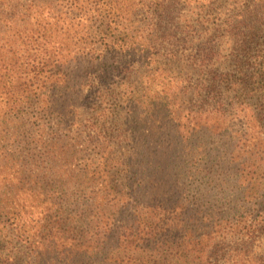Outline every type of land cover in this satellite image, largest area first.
Wrapping results in <instances>:
<instances>
[{
	"label": "trees",
	"instance_id": "1",
	"mask_svg": "<svg viewBox=\"0 0 264 264\" xmlns=\"http://www.w3.org/2000/svg\"><path fill=\"white\" fill-rule=\"evenodd\" d=\"M0 264H264V0H0Z\"/></svg>",
	"mask_w": 264,
	"mask_h": 264
},
{
	"label": "rangeland",
	"instance_id": "2",
	"mask_svg": "<svg viewBox=\"0 0 264 264\" xmlns=\"http://www.w3.org/2000/svg\"><path fill=\"white\" fill-rule=\"evenodd\" d=\"M154 69H156L158 72L155 81H174L175 79V75H177L180 70H182V68H186V66L184 65V63L180 62V61H175L173 62H164L161 64H157V65H153ZM166 71V72H164ZM133 83L135 84H139L142 80H146L147 78L145 77L144 79H142V74L141 73H136L135 76H133ZM147 81V80H146ZM156 116H152L154 117L152 122H149L148 120L144 119V122H140L139 124H136L138 129L144 130V131H151L152 129H155L157 125H155L153 122L155 120H158L163 114H165L166 112L164 110H162V108L160 107H156V110L153 112ZM145 114V113H144ZM146 123V124H145ZM159 124V123H158Z\"/></svg>",
	"mask_w": 264,
	"mask_h": 264
}]
</instances>
